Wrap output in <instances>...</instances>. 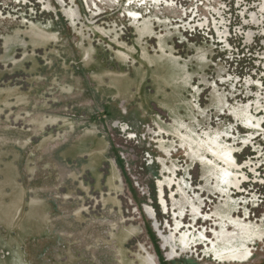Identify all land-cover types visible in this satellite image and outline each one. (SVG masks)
Wrapping results in <instances>:
<instances>
[{
    "label": "rangeland",
    "instance_id": "rangeland-1",
    "mask_svg": "<svg viewBox=\"0 0 264 264\" xmlns=\"http://www.w3.org/2000/svg\"><path fill=\"white\" fill-rule=\"evenodd\" d=\"M151 1L96 0L101 5L96 7L93 0H0V155L9 153L12 159H18L24 150H39L37 182L50 188L53 195L54 186L59 191L50 215L55 234L43 242L36 241L34 224L38 223L27 220L29 232L24 233L23 221L21 224L16 217L19 198L11 203L13 188L3 191L2 185L8 186L9 181L0 171V244L11 250L10 258L0 259V264H220L202 250L194 251V255L171 256L164 239L169 235L165 227L174 225V210L177 215L182 210L184 221H193L194 229L205 230L207 226L214 230L220 210L228 207L225 200L233 193L228 195L222 187L226 166L210 171L209 165L215 166L217 160L203 148L205 142L211 143L225 132H229L225 140L239 146L234 162L243 169L237 176L240 184L232 186L249 182L238 191L250 206L248 215L242 207L229 214L264 230V191L257 188L264 186V107H256L264 106V0ZM65 10H77L80 16L74 20ZM133 10L143 11L146 22L153 24L130 21L134 20L130 15ZM85 11L87 16L82 17ZM160 17H167L169 27L159 28L164 21ZM57 55L68 60H57ZM92 55L102 57V69L107 70L102 79H116L126 72L141 78L149 73L153 83L147 85L146 81L144 88L154 89V110L138 111V120L133 117L123 121L120 116L129 112L122 101L118 102L120 115H108L112 105L107 97L118 94L109 92L111 81L106 83L108 88H102V109L92 107L98 97L91 86L89 92L77 89L82 76L75 74L83 72L86 64H97ZM162 88L170 91L161 94ZM251 114H261L258 131L246 124ZM74 121L75 127L81 121L88 129L102 121L108 151L102 161L101 195L120 200L118 221L115 209H104L99 191L89 186L99 173L82 171L78 146L68 152V143L73 142L68 137L76 140L82 132V128L70 131L68 123ZM157 126L168 132L165 140L158 136ZM193 129L201 141L194 143ZM260 133V141L252 143ZM92 142L98 146L101 143ZM161 144L170 145L164 150ZM174 164L178 174L173 183L187 180L192 187L184 196L178 193V187L167 189L166 195L159 188V181L170 179ZM15 175L13 183L17 184L18 173ZM26 180L28 185L33 184L28 175ZM65 189L68 196L70 192L71 196L80 193L81 200L76 198L72 203L63 199ZM220 191H226L227 197ZM7 193L11 197L5 198ZM161 199L167 202L170 215L165 214L168 211ZM198 206L203 213L195 215ZM8 209H15L12 219L7 217ZM147 209L157 215L158 224ZM209 216H214L212 222L205 220ZM100 219L102 244L101 235H86L95 231ZM256 236L250 242L253 257L244 264H264V231Z\"/></svg>",
    "mask_w": 264,
    "mask_h": 264
},
{
    "label": "crops",
    "instance_id": "crops-1",
    "mask_svg": "<svg viewBox=\"0 0 264 264\" xmlns=\"http://www.w3.org/2000/svg\"><path fill=\"white\" fill-rule=\"evenodd\" d=\"M56 59L57 60H65V59L68 60V58H65V56H62V55L61 56L57 55ZM91 59L92 61L97 60V64H93V66H90L92 63H89V64L85 63L86 65L83 67V70H82L83 72L75 73V74L77 77H79L80 74L82 76V79H78L76 88L77 89L81 88V90H84V92H89L88 86H91L93 88V91L95 92V95L98 97L96 102L92 103L94 104L92 105V107L98 108L100 110L102 109V88L104 87L108 88V85H106V83L108 82L110 83L111 81L110 86H109V92L111 93V90H115L118 92V94L117 95L114 94L112 95V97L111 96L107 97L108 99L107 102H109V104L111 103L110 106L112 105L111 110H110L111 112L108 111V115H111V116L113 114L120 115V112L118 110V107H119L118 102H122V101H125V104L128 105L127 109L129 112V115L122 114L120 116V119H122L123 121L132 120L133 117H135L134 118L135 120H138L139 119L137 116L138 111L141 113L143 110L145 111V110L151 109L150 106L155 101V99H153L152 98L153 96L151 95L154 89L151 90L148 87L144 88L146 81H148L147 85H149L150 82L153 83L151 78H149L148 76L149 73L146 76L143 75L141 78L132 77V75H129L128 72H126V73H121L119 77H116V79H112V78L108 79V77L106 78L103 77L102 79V75H101L102 57L97 56V55H92ZM92 70H95V71L92 72ZM129 72H131V70H129ZM85 77H87V80L85 79ZM162 77L165 78V73L162 75ZM162 77L159 78L160 81L164 80V79H161ZM55 86L56 88L59 87L58 84H55ZM139 87H141V90H139ZM122 88H125L128 92L126 91V93H124ZM167 90L170 91L169 89L165 90L162 88L161 91H159V93L167 94L168 93ZM144 96L148 97L149 99L148 100L144 99ZM106 104L108 103H105V105ZM91 110L92 109H89L88 112L93 113V111ZM100 123L98 124L99 126L96 124L97 127L93 129L92 128L88 129V127L86 126V123L81 122V121L78 122L77 127H75V121L68 123L72 127L70 131H73V132H75V130L80 131L81 129L79 128H82V132L78 133L76 140L74 136L68 137L69 140H73L72 143H68L69 146L71 147L70 149H68V152H70L72 149L73 151H75L74 148L83 144L82 140L84 139L87 140V142L85 143L86 145L84 144L86 146V151L83 153L82 152L78 153L79 157H81L80 160H82L81 167L84 168V170L82 171L83 172L85 171L91 175L95 172L99 173V177L94 178V180L92 179L91 181L92 184H90L89 186L92 190H95L96 188L97 191H99V194H100V196H98V199H100L99 203L102 207H104V209L106 208V210H108L109 212L112 211V209H115L114 218L116 221H118L120 219L118 218V216H121L119 215L120 206H121L120 200H118L117 196H111L108 198V197H102L101 195L102 193V172H101L102 171V161L105 160L104 155H106L108 150L106 149L107 148L106 145H104L105 139L102 137V121H100ZM98 127H99V130H97ZM92 140H99L101 141V143L103 140V145L102 144H100L99 146L94 145L93 142H91ZM38 152L39 150H34V151L24 150L18 159H12L9 153H3L5 155L4 157L0 155V171L5 173V176H4L5 181H9L8 186L4 184L2 185L3 191H5L7 187L13 188L14 198L17 196L19 198L18 200L19 207H22L20 209L22 213L21 212L20 213L24 215V219L28 221L29 220L35 221L38 223L37 224L38 229L40 230L38 232V237L36 236L34 240L36 239L37 241L41 239V241L43 242V239L45 238L47 239L53 234H55V228L52 226V223L50 222V218H51L50 215L53 214L55 211L54 207L52 206V203H53V200H58L59 191L57 187L54 186L56 190H55V195H53L50 188L40 186V184L37 182V181H40L38 174L41 168L39 167L40 161H38V156H41V155H38ZM1 160H2V163L4 162V164L1 163ZM17 173H18L17 178H18L19 183L14 184L13 183L15 180L14 177H16L15 174ZM21 173L23 175L25 184H23V179L19 177ZM26 175H28L30 182H33V184L32 183L30 185L27 184ZM81 187L85 188V190L87 189L86 185L81 184ZM63 192L64 193L62 194V198L65 200H72V203L76 201V198L81 200V198L79 197L80 193L77 194L78 196H71V192H70L69 193L70 196H68L66 189ZM4 195H5V198H7L8 196L11 197L9 193L4 194ZM78 216H80L79 211H78ZM95 219L98 220L97 218ZM101 220L102 219L99 220L100 222H98V226L96 227L95 231L94 229H92L90 230L91 231L90 233H86V235H90L93 238L101 235L100 240H99L100 244H102V225H101L102 221ZM25 254L26 253L24 252V257H25Z\"/></svg>",
    "mask_w": 264,
    "mask_h": 264
},
{
    "label": "bare ground",
    "instance_id": "bare-ground-1",
    "mask_svg": "<svg viewBox=\"0 0 264 264\" xmlns=\"http://www.w3.org/2000/svg\"><path fill=\"white\" fill-rule=\"evenodd\" d=\"M161 1H163V0H161ZM86 2L89 3V0H86ZM93 2H95L93 4L94 6H96V7H100L101 6L99 3L96 2V0H93ZM120 4H121V2H118L119 8H120ZM107 5H110V3L108 2ZM134 5H135V3H134ZM89 8H91V7L89 6ZM154 10H152V11L154 12ZM65 11L68 12L67 15H69L71 18L73 17L74 20H75V18L80 16V12L77 11V10L76 11L65 10ZM152 11H151V16L153 17L155 15H154V13ZM142 13H143V11H141V12L140 11H134V10L130 11V15L134 17V20L130 19V21H132L133 23L136 22L137 24H142V25L144 24V26H148L147 23L153 24L152 22H150V20H149V22H146L145 19L147 18V15H144ZM81 15H82V17H84V16L86 17L87 16L86 15V11H85V14L83 13ZM126 17H128V16H125V18ZM160 19L162 21L163 20L164 21H163L162 25L159 26V28L163 27V26L169 27L167 22L165 21V20H167V17H163V18L160 17ZM176 23H178V22H176ZM44 30H45V28H44ZM100 30H102V28H100ZM220 33H221V31H220ZM198 36L200 37L201 35H198ZM166 56H168V55H166ZM169 58H171V57L169 56ZM170 61L173 62L175 65L178 64L174 60H170ZM93 71H95V70H93ZM105 73H107V70L106 69H102L101 75L105 74ZM111 93L114 94L115 90H112ZM256 107H257V109H260V108H263L264 106L262 104L261 105L257 104ZM151 109H153V108L151 107ZM251 112H253V111H251ZM260 115L255 117L254 115L251 114L249 117H246V124L249 125L250 128L255 130V131L259 130V126H260L259 116ZM158 129H159L158 130L159 131V135L158 136L161 137L163 140H165L166 133H168V132L164 133L163 132L164 129L162 127H160V126L158 127ZM260 129H262V128L260 127ZM239 131H241V130H239ZM193 132L194 133H193V135H191V137L195 140L194 143H196L197 140L201 141L200 137H199V134L194 129H193ZM182 133H184V131H182ZM228 136H229V132H225V134L221 135L219 138L213 139V142L212 141H211V143H206L205 142L203 148L205 149V152H206L207 155H209L211 157L213 156L217 160V163L215 164V166H217V167H215L214 165H209L210 166V168H209L210 171H214L218 167L220 168L221 166L222 167L226 166V168L223 170L224 174H223V177H222V187L225 188V190L228 191V192L220 191L221 192L220 195L226 196L225 192L228 195H230L229 193H233L234 194L233 191H237L238 194L237 195H233L232 194V196L230 195L231 198H228V200H225V203L227 202L228 207H225L224 209L220 210V213L218 214V215H220L219 216V222L216 223L215 226H214V230L215 231L213 230V227L209 230L208 227L205 226L206 224H203L206 227L205 230L203 228L194 229L193 226L196 227V225H194L195 223L193 221H190L188 224H186V222L184 221V219L186 218V215H185L184 212H182V210L179 211V215H177V212H176L177 209L174 210V213H173L174 216H175L174 217V220H175L174 225L172 227V225L170 224L169 226L165 227V229L167 231H169V235L165 236V239H164L165 240L164 243L166 244L167 249L170 252L169 254L171 256H174V257L177 258V257H179V254L183 255L185 253H187V254L193 253V255H194V251H196L195 253H198L200 250H202L203 254H207L208 256L216 257L219 260L220 264H222V263H224V264H244V263L249 262V260L252 259L251 257H253L252 251L250 249V247H251L250 246V242H253L255 240V238H257V236H256L257 233L261 234L264 230H262L260 228V226H256V225L253 226L252 224L250 225L247 222L246 219L245 220H240L239 218L234 219L235 216L234 215L231 216L229 214L230 212H233L236 209L240 210V208L242 207L241 210L245 209L244 210L245 212H243V213L245 214V216H247L248 215L247 211H248V209H250V206L247 207V203H246L247 200L245 198H243V197H240V194L238 192L239 190H243L242 189V188H244L243 186H246V183H249V182L247 181L245 184H243L242 187H238V185L237 186L236 185L232 186V185H234L236 183L240 184L239 183L240 182V177H237V176L239 174H242V170L243 169H240V167H238V165L235 164V162H234V158H236V156L234 154H235L236 149H238L239 146L236 148L235 146L231 145L230 140L226 141L225 138H227ZM262 136H263L262 134L257 136L251 142L253 143V142H256V141L257 142L260 141ZM247 138L245 137L246 140H248ZM86 142H87V140H83V142H82L83 144H81L83 146H81V145L78 146L79 147L78 153H81V152L83 153V152L86 151V146H85ZM102 143H103V140H102ZM102 143H99V144H102ZM259 143H260V145H262V142H259ZM93 144L97 145V142H93ZM169 145L166 146V145H162L161 144V147L164 150H166V149L169 148L168 147ZM182 145H183V142H182ZM254 146H256L255 143H254ZM184 149H186V148H184ZM248 149H249V146H248ZM189 150H190V147H189ZM262 151H264V149ZM259 152L260 151H258V153ZM169 157H171V156H169ZM165 166L167 167V165H165ZM176 166L177 165L174 164V166L172 168L173 171L171 173H169V176H170L169 180L165 181V183H163V181H159V188H161L163 190L164 194L166 195L167 189L178 187L177 188L179 190L178 193L181 194L182 196H184L189 188H191V190H192V187H190V185L187 182V180L186 181L183 180L180 184L177 183V182L173 183V180H174L173 177L175 176V174H178V171L176 170L177 169ZM262 167H264V166H261V168ZM167 169H168V167H167ZM164 175H167V173L165 172ZM257 188H259V191H261V192L264 191V186H257ZM161 194H163V193H161ZM11 201H12L11 203H16V200H15L14 197L11 198ZM161 201H162L163 207L165 208L164 210L168 211L165 214L170 215V209H168V205L166 206L167 202L164 203V200H162V199H161ZM7 203L8 202H6L4 200L5 209H7L6 208L8 206ZM18 205H19V202L16 204V206L18 207ZM18 208H17L18 214H17L16 217H17L18 220L21 221V224H22V221H23V228L25 229L24 233H28L29 229L28 230L26 229V221L27 220L24 219V215L21 214L22 211H20V209L22 207H18ZM166 208H167V210H166ZM14 210L13 209H11V210L8 209V211H9L8 214H7L8 218L12 219L11 212H13ZM146 211L150 214L151 219H153L158 224L157 215H155V213L152 210L147 209ZM201 213H203L202 212V207L198 206L197 210H195V215H198V214H201ZM237 215H239V214H237ZM203 216H207V214L203 215ZM213 217L214 216H209V218H206L205 220L208 219V220H210V222H212V218ZM199 221L202 222L203 219L200 218ZM33 222H35V221H33ZM207 222L208 221H206V223ZM192 223H193V225H192ZM34 225H35V229H36L35 233L38 235V232H39L40 229H38V225L37 224H34ZM218 227L221 228L220 232L216 231V229ZM214 236H215V238H213ZM10 256H11V250L8 249V247L6 245H1L0 244V259L8 260V258H10ZM23 256H24V252H23ZM174 257H172V258H174ZM23 264H27V263L23 262Z\"/></svg>",
    "mask_w": 264,
    "mask_h": 264
}]
</instances>
